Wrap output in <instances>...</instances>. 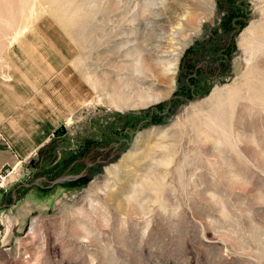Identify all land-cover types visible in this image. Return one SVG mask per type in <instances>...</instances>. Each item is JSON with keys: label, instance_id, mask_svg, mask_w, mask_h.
Segmentation results:
<instances>
[{"label": "rangeland", "instance_id": "374dc122", "mask_svg": "<svg viewBox=\"0 0 264 264\" xmlns=\"http://www.w3.org/2000/svg\"><path fill=\"white\" fill-rule=\"evenodd\" d=\"M52 57L63 150L0 189V264H264V0H0L7 104Z\"/></svg>", "mask_w": 264, "mask_h": 264}, {"label": "crops", "instance_id": "0c3cea01", "mask_svg": "<svg viewBox=\"0 0 264 264\" xmlns=\"http://www.w3.org/2000/svg\"><path fill=\"white\" fill-rule=\"evenodd\" d=\"M37 65L38 80L34 86L46 82L44 95L49 98L50 105L34 103L14 107L6 103L9 98L6 95L7 90H0V173L6 174L10 171L5 179L7 185H14L20 179L24 164L35 159L49 146L56 144L55 148H59V153L63 150V139L55 136V132L63 127V118L57 114V110L61 113L62 109L56 103L57 97L59 101L63 97V59L47 58L43 63L45 68L41 64ZM3 86L13 90L18 85L5 83ZM37 113L39 115H36ZM61 190L62 188H59L57 191ZM5 192L6 190H3L0 193V199L4 197Z\"/></svg>", "mask_w": 264, "mask_h": 264}, {"label": "bare ground", "instance_id": "6f19581e", "mask_svg": "<svg viewBox=\"0 0 264 264\" xmlns=\"http://www.w3.org/2000/svg\"><path fill=\"white\" fill-rule=\"evenodd\" d=\"M189 23H191V22L189 21ZM141 55H143V54H139V56H141ZM126 69L128 71H130V73L132 74V76L135 73L140 74L141 71H144L146 73H154L158 77L161 76V73H162L161 69L158 68V62L157 61L146 60L143 57H139V58H137V61L135 63H132L130 65H127V68ZM139 90H141V89L140 88H137V91H139ZM145 92L146 91L143 92V96L141 98L142 101H146L148 99V97H149V93L148 92L145 93ZM150 94H151V96L154 99H158V97H157L156 94H154V95H152V93H150ZM118 97H119V100L123 99L119 95H118Z\"/></svg>", "mask_w": 264, "mask_h": 264}, {"label": "water", "instance_id": "95a60500", "mask_svg": "<svg viewBox=\"0 0 264 264\" xmlns=\"http://www.w3.org/2000/svg\"><path fill=\"white\" fill-rule=\"evenodd\" d=\"M65 133V127H61L60 129H58L56 132H55V136L59 137V136H62L63 134ZM31 166L29 168H26L25 169V177L23 178V183H25V181L35 172V168H34V160H31L30 162ZM66 178H70V176L66 177ZM45 180V178H42V180ZM40 181V179H38L36 181V184H38ZM63 181V178H60L58 180H55L53 181V183H59V182H62ZM27 185V184H25Z\"/></svg>", "mask_w": 264, "mask_h": 264}, {"label": "flooded vegetation", "instance_id": "af4514ba", "mask_svg": "<svg viewBox=\"0 0 264 264\" xmlns=\"http://www.w3.org/2000/svg\"><path fill=\"white\" fill-rule=\"evenodd\" d=\"M34 162H35V164H34V168H36L37 167V160H34ZM82 163H83V161L81 160H78V159H75V161H74V163H73V166H75V165H82ZM88 170L86 169L85 171H84V173H83V175H85V172H87ZM75 174H71L70 172L68 173V172H65V174H63V178L64 179H67V180H69V179H75L77 176H74ZM83 175H81V176H83ZM48 175L46 174V173H39L38 174V178H48L47 177ZM68 176H70V178H66V177H68ZM81 176H79V178L81 177ZM40 180H42V179H40ZM23 184V183H22Z\"/></svg>", "mask_w": 264, "mask_h": 264}, {"label": "trees", "instance_id": "16d2710c", "mask_svg": "<svg viewBox=\"0 0 264 264\" xmlns=\"http://www.w3.org/2000/svg\"><path fill=\"white\" fill-rule=\"evenodd\" d=\"M205 49V48H204ZM211 50H207V49H205V50H203V52H201V54H200V58H202V59H206V57H208V62L209 63H213L215 60H214V57H215V55L216 56H220V55H217L218 54V52H216L218 49H220V48H210ZM217 49V50H216ZM191 49H189V51H190ZM220 58V57H219ZM210 60H211V62H210Z\"/></svg>", "mask_w": 264, "mask_h": 264}, {"label": "built area", "instance_id": "2783aa9c", "mask_svg": "<svg viewBox=\"0 0 264 264\" xmlns=\"http://www.w3.org/2000/svg\"><path fill=\"white\" fill-rule=\"evenodd\" d=\"M12 171V170H11ZM10 172V171H9ZM7 172L6 174L0 173V189H3L5 187V179L6 175L9 173Z\"/></svg>", "mask_w": 264, "mask_h": 264}]
</instances>
